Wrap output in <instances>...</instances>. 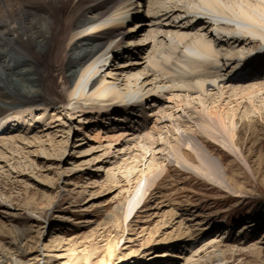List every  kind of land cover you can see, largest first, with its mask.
Segmentation results:
<instances>
[{
	"label": "bare ground",
	"instance_id": "bare-ground-1",
	"mask_svg": "<svg viewBox=\"0 0 264 264\" xmlns=\"http://www.w3.org/2000/svg\"><path fill=\"white\" fill-rule=\"evenodd\" d=\"M157 2L160 6L150 15L153 28L138 38L150 24L134 20L124 30L120 16L129 6L137 11L143 0H0V114L17 105L45 103L65 114L83 116L82 123L98 124L99 132L105 122L113 125L119 120L118 124L134 126L137 133L134 129L131 135L136 133V138L123 141L128 146L118 151L122 159L116 167L125 166L129 176L133 175L131 179L125 176L128 184H134L123 210L125 220L145 205L154 181L164 178L165 166L156 157L159 153H165L163 160L225 186V173L206 143L190 136L191 130L190 135L186 132L193 125L196 132L238 157L242 130L252 132V117L264 116V92L252 95L264 90V74L262 81L254 77V83L246 84L253 74L251 58L258 63L264 57L252 55L257 49L254 43L264 44V0H187L180 4L155 0L153 5ZM171 15L177 20L169 19ZM147 39L151 43L145 49L141 42ZM235 80L243 83L231 85ZM228 82L229 87L225 86ZM213 90L209 104L192 105L187 112L192 94L207 97ZM225 94L229 101L224 104ZM163 97L174 102L169 109L187 103L181 109L187 116L172 121L173 110L163 120L168 111L159 102ZM32 121L27 119L25 124L30 126ZM165 121L164 128L158 126ZM9 126L11 122L0 124V130ZM153 130L165 135L155 139ZM24 134L5 138L2 133L0 146L17 152V142L27 140ZM122 135L109 137L121 141ZM157 140L159 147L153 146ZM220 243L213 238L208 245L215 261H221L225 253Z\"/></svg>",
	"mask_w": 264,
	"mask_h": 264
},
{
	"label": "rangeland",
	"instance_id": "rangeland-1",
	"mask_svg": "<svg viewBox=\"0 0 264 264\" xmlns=\"http://www.w3.org/2000/svg\"><path fill=\"white\" fill-rule=\"evenodd\" d=\"M153 2L145 1V13L150 15L160 6ZM169 19L176 21L177 17ZM182 23L187 22L183 19ZM146 42L141 44L148 49L151 41L148 39V46ZM253 46L257 47V42ZM263 71L258 75L251 71L253 76L246 84L254 83V77L262 81ZM236 82L243 83L235 80L231 85ZM262 92L252 95L261 96ZM207 93V97L192 94L187 112L192 105L209 104L207 98L215 90ZM228 94L224 104L229 101ZM161 101L162 108L168 110L163 120H168L173 110L172 121L184 116L186 110L181 109L187 103L169 109L174 102L166 97ZM43 104L17 105L0 114V124L11 122L0 135L5 133L7 138L26 133L31 141L19 140L17 152L0 146V264H264V116L252 117V132L242 130L238 157L196 132L199 130L193 125L186 132L191 130L190 136L206 143L225 173V186L163 160L165 153H159L156 157H161L165 166L164 181L155 180L145 205L125 220L123 210L134 184L127 183L125 166L116 167L122 159L118 151L128 146L123 141L136 138V128L118 124V120L113 125L102 123L99 132L98 124L82 123L83 116ZM30 118L33 121L28 126L25 121ZM165 125L168 121L158 126ZM151 132L155 139L165 135ZM122 133L120 142L109 137ZM159 141L153 146L159 147ZM144 142L150 143L149 139ZM130 150L136 152L133 146ZM213 238L225 249L223 261H215L210 253L213 248L208 245Z\"/></svg>",
	"mask_w": 264,
	"mask_h": 264
}]
</instances>
